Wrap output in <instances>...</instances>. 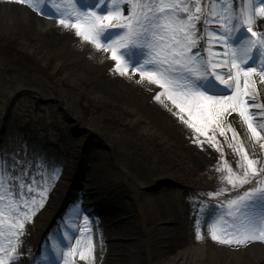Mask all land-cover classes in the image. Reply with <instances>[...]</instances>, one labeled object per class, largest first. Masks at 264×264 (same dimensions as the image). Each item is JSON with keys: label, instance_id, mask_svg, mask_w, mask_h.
Listing matches in <instances>:
<instances>
[{"label": "rangeland", "instance_id": "rangeland-1", "mask_svg": "<svg viewBox=\"0 0 264 264\" xmlns=\"http://www.w3.org/2000/svg\"><path fill=\"white\" fill-rule=\"evenodd\" d=\"M122 12L128 15L126 4ZM42 18L59 20L47 2L34 8L0 0V160L17 162L16 171L41 160L59 170L43 207L25 225L17 249L20 259L9 264H46L54 239L68 243L61 235L64 231L74 237L73 246L76 239L83 242L88 237L78 235L75 226H82L83 232L84 217L105 223L106 234L96 239L94 261L76 256L74 264H104L112 254V264H167L186 248L203 251L193 264H220L214 254L208 259L212 244L220 255L227 249L237 251L211 239L205 222L220 211V204L253 185L232 189L227 173L217 169L226 161L238 171V163H243L241 144L249 159L258 161L257 169L264 168V138L247 143L243 119L235 113L226 114L218 126L196 132L186 111L166 96L155 99L163 89L138 79V66L130 65L128 74L121 75L109 51L102 63L99 58L105 56L94 57L76 30L64 37L55 32L57 25H47ZM197 29L196 37H204L197 41L204 54L208 37L202 23ZM253 31L264 32V19ZM219 47L214 50L222 54ZM261 87L259 102L264 104ZM222 189L219 197L211 195ZM74 196H80V217L66 229L64 212H73L69 207L78 203ZM44 221L51 232L41 231ZM198 225L203 240L197 238Z\"/></svg>", "mask_w": 264, "mask_h": 264}, {"label": "snow or ice", "instance_id": "snow-or-ice-1", "mask_svg": "<svg viewBox=\"0 0 264 264\" xmlns=\"http://www.w3.org/2000/svg\"><path fill=\"white\" fill-rule=\"evenodd\" d=\"M17 2L34 8L47 2L59 17V24L74 28L78 36L97 48H105L103 39L105 50L116 61V71L126 75L130 65L138 66L136 71L142 78L163 89L155 99L166 96L181 112L186 111L196 132H204L208 125L218 126L226 114L235 113L254 137L264 138V104L259 102L260 90L256 87L257 77L264 85V32L253 31L257 21L264 19V0H203V4L202 0ZM125 4L127 16L122 12ZM199 23L208 37L204 54L197 42L204 37H196ZM217 45L223 47L222 54L214 50ZM233 138L238 140L234 130ZM208 140L213 143L214 137ZM239 151L243 163H238L237 172L226 161V166L217 171L227 173L225 179L232 189L253 186L220 204V211L205 222L211 239L237 249L264 243V179L260 178L264 168L257 169L258 161L249 159L242 144ZM16 163L0 160V264L20 259L17 249L25 225L43 207L59 175L58 169H51L43 160L34 166L23 164L19 171L15 170ZM49 170L52 174L44 175ZM223 191L211 195L219 197ZM77 232L88 238L83 242L76 239L73 246L74 237L64 231L61 235L68 243L54 239L50 254L44 258L46 264H74L76 256L82 261L95 260L91 231ZM197 238L204 239L199 225Z\"/></svg>", "mask_w": 264, "mask_h": 264}, {"label": "bare ground", "instance_id": "bare-ground-1", "mask_svg": "<svg viewBox=\"0 0 264 264\" xmlns=\"http://www.w3.org/2000/svg\"><path fill=\"white\" fill-rule=\"evenodd\" d=\"M48 18H50V17H48ZM46 19H47V17H46ZM46 19L42 18L43 22L46 23L47 25H49V24L57 25V27L54 29L55 32L58 31L59 34H61L64 37H66L67 35H71L72 33L75 32V29L64 27L63 25L59 24V22H56L57 21L56 19H52V20H46ZM101 43L105 44L104 49L97 48L96 45H94L93 43L88 42V41L83 46L85 48H87L91 52V54L96 58H99V56H101V57L105 56L104 59L99 58L102 63H105L108 59V57H106V56H109V54L105 50L106 49V42L101 40ZM77 45L79 47H82L81 42H79ZM110 58H112V57H110ZM89 72L92 75L94 74L93 71H89ZM135 75L141 81L149 82L147 79L142 78L138 71L136 72ZM240 125H241V127L244 128L246 142L252 143L254 136L248 132L247 124L244 123V121H241ZM93 186H94L93 182H91L90 184L87 185L86 194H89V195L92 194L93 191L91 189L93 188ZM74 197L78 203H77V205H76V203H74L73 205H71V207H69L70 210H72L73 212H71L69 210H65V212H64V214H65L64 217H65L66 221L68 222V226H73V223H71V222H73L75 219L80 217L81 211L78 207V204L80 203L79 202L80 196L79 197L74 196ZM76 200L70 199V202L76 201ZM55 207H56V205H53L52 212H54ZM77 212L79 213V215L76 214ZM48 225H49V222L44 221L42 224L41 231L49 229V232H51V226L50 225L48 226ZM82 225L84 226V229L88 228V231H89V227H92L91 239L93 240L94 243L96 242L97 238L100 239V237H102V239H103V237L106 234L107 225L103 222L95 223L91 219H88L87 221L82 222ZM81 227L82 226L77 225V226H75V230H80V229H82ZM93 231H95V232H93ZM157 234H158V232H157ZM111 247H113V246H111ZM228 251H230V252H228ZM207 252L211 253V255L208 254V259H209V256L212 258L213 254H214V255H216L215 259H217V261H220V264H222V263L227 264L228 262H229L228 264H249V263H251V264H264V247L261 244H254L250 248L248 246L247 247H241L237 251L227 249V253H224L223 255L218 254L217 247L212 244V246L207 250ZM207 252H206V254H207ZM202 253H203V251L201 252L200 249H198L197 251H196V249H192V248L182 249L176 257H173L175 260L171 259L167 262V264H177L178 262H179V264H193V262L195 261V257L200 256L197 260L201 259ZM113 259H114V257L112 254V256H110L106 259L104 264H112ZM177 260H178V262H177ZM191 261H192V263H191Z\"/></svg>", "mask_w": 264, "mask_h": 264}]
</instances>
